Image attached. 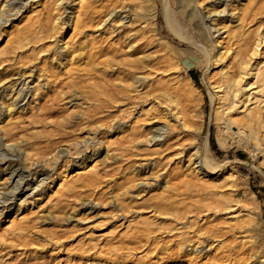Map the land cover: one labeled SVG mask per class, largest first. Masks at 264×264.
<instances>
[{
    "label": "rangeland",
    "instance_id": "1",
    "mask_svg": "<svg viewBox=\"0 0 264 264\" xmlns=\"http://www.w3.org/2000/svg\"><path fill=\"white\" fill-rule=\"evenodd\" d=\"M147 1L0 0V264H264V0Z\"/></svg>",
    "mask_w": 264,
    "mask_h": 264
},
{
    "label": "bare ground",
    "instance_id": "2",
    "mask_svg": "<svg viewBox=\"0 0 264 264\" xmlns=\"http://www.w3.org/2000/svg\"><path fill=\"white\" fill-rule=\"evenodd\" d=\"M75 2H77V6H79L80 8H81V0H74ZM151 1V0H150ZM150 1H147V3H145L144 5H141L140 7H139V9H140V11L142 10V11H144L143 12V14L141 15V17H148L149 16V18L150 17H152V18H155L156 19V17H155V14H154V11H156L155 10V5L153 4V3H151ZM192 1V0H191ZM146 2V1H145ZM165 2V1H164ZM177 2H180L181 4H182V8H181V10L183 9V12H184V15L186 14L185 12L187 11V8H188V6H190L189 5V3H190V1L188 2L187 0H177ZM193 2H194V0H193ZM141 3V2H140ZM195 3V2H194ZM142 4V3H141ZM249 4V3H248ZM195 5H201V2H200V0H196V3H195ZM247 6V5H246ZM136 9V8H135ZM164 9H165V15H166V20H167V23H168V26H169V28L175 33V34H177L179 37H181L182 39H184V40H186V35H185V33H184V30L182 29V24L180 25L179 23V20H177V19H175V16H174V13L172 12V10L170 9V7L167 5V4H165V6H164ZM80 10V9H79ZM138 10V9H137ZM141 11V12H142ZM210 11V10H209ZM208 11V12H209ZM214 11V10H213ZM240 11V10H239ZM182 12V11H181ZM182 12V13H183ZM212 12V11H211ZM77 13V12H76ZM76 13H75V16L73 17V19L75 20V25H77L76 23H77V19H78V17H79V15L77 14L76 15ZM210 13V12H209ZM212 13H214V12H212ZM215 13H216V11H215ZM4 15V12H0V19H1V16H3ZM183 15V16H184ZM80 18V17H79ZM116 18V17H115ZM148 18V19H149ZM114 19V18H113ZM120 19V18H119ZM80 20V19H79ZM150 20V19H149ZM120 21V20H119ZM116 22V21H115ZM118 22V21H117ZM116 22V23H117ZM143 23V22H142ZM184 27V26H183ZM217 28V27H216ZM56 30V29H55ZM208 30H211V28L210 29H208V26H207V32L208 33H210ZM213 30V29H212ZM256 32V31H255ZM259 32V31H258ZM211 34V33H210ZM210 34L208 35V37L210 36ZM232 34V33H231ZM252 34H255V33H251L250 34V38H251V35ZM233 35V34H232ZM234 36V35H233ZM262 36V35H261ZM229 37V36H228ZM240 37V36H239ZM252 37H254V38H256L255 36H253L252 35ZM227 39V38H226ZM225 39V40H226ZM229 39V38H228ZM228 39H227V41H228ZM230 39H231V37H230ZM65 40V39H64ZM208 40V39H207ZM232 40V39H231ZM230 40V41H231ZM240 40H242V39H240ZM243 40H245V38L243 39ZM254 40V39H253ZM252 40V41H253ZM262 40L264 41V36H263V38H256L255 40H254V42H253V45H251L252 46V48L250 49V55H251V57H255V55L256 54H258V51H259V48H260V46H261V44H262ZM21 41H22V39H21ZM249 42V41H248ZM225 43V42H224ZM251 43V42H250ZM164 44H165V42H164ZM226 44V43H225ZM244 44V43H243ZM246 44H248L247 43V41H246V43H245V45ZM132 45V44H131ZM214 45V44H213ZM241 45V44H240ZM244 45V46H245ZM210 46V45H209ZM225 46V45H224ZM250 46V47H251ZM212 48H214L215 49V47H213V46H211ZM230 48V47H229ZM238 48H240L241 49V47L239 46ZM237 48V49H238ZM239 49V50H240ZM245 49H247V48H245ZM137 50V49H136ZM173 50V49H172ZM239 50L237 51L238 53H239ZM175 51V50H174ZM174 51H173V53H174ZM213 51V50H212ZM215 51V50H214ZM225 51V50H224ZM217 53V52H216ZM229 52H227V54H228ZM233 53H234V51H233ZM260 53V52H259ZM218 54H220V56H222L221 55V53H218ZM218 54H217V56H218ZM232 54V53H231ZM231 54H229V55H231ZM2 55V54H1ZM229 55H228V57H229ZM233 55V54H232ZM235 55V54H234ZM262 55V54H261ZM145 57V56H144ZM143 58V57H142ZM141 58V59H142ZM221 58V57H220ZM219 58V59H220ZM225 58H226V56H225ZM258 58V57H257ZM256 58V59H257ZM222 59H223V57H222ZM248 59V58H247ZM251 59V58H250ZM221 60V59H220ZM223 60H225V59H223ZM222 60V61H223ZM249 60V59H248ZM252 60H253V58H252ZM256 61H258V60H256ZM262 61H264V59L262 60ZM251 62V61H250ZM231 63V62H230ZM261 63H263V62H261ZM232 65V64H231ZM252 65V64H251ZM233 66V65H232ZM247 66H248V62L246 61V59L245 60H241V62H240V64H239V73L237 74V75H229V74H224L223 73V77H222V79L220 80L221 81V85H219L218 86V99L219 100H226V98H227V95H225L224 94V91H223V89H222V87L223 86H226L227 88H230V90H232V95H233V97L232 98H234V102H233V104H235V102L237 101V99L238 98H240L239 96H240V94H241V92L242 91H248V93L250 94V95H254L255 94V96H257L256 94H258V92H260L261 93V90H260V87H262V86H260L259 87V90H255V89H257L258 87H256L255 88V84H256V82L258 81V82H260L261 83V79L260 78H262V76H261V71H260V69L257 67V68H255L254 70H255V73H253V75H252V72H250L251 73V75L253 76V79H256V82L255 83H248V84H246V86L243 88V85H242V80L244 79V77L246 78V75H247V73L248 72H246V68H247ZM250 66V65H249ZM251 67V66H250ZM249 67V68H250ZM224 68H225V66H224ZM252 68H254V67H252ZM264 69V68H263ZM224 70V69H223ZM229 70H230V68H229ZM229 70H227L228 72H229ZM235 70V69H234ZM252 70V69H251ZM263 71V70H262ZM221 72V71H220ZM219 72V73H220ZM227 72V73H228ZM230 73V72H229ZM220 75V74H219ZM136 76V75H135ZM250 76V75H249ZM132 78V77H131ZM134 78V77H133ZM139 79V78H138ZM137 79V80H138ZM191 78H189V80H190ZM218 79V78H217ZM263 79V78H262ZM247 80V79H246ZM218 81V80H217ZM263 81V80H262ZM244 82H245V80H244ZM252 82V81H251ZM264 82V81H263ZM214 84V83H213ZM262 84V83H261ZM259 85V84H258ZM258 85H256V86H258ZM263 85H264V83H263ZM212 86V85H211ZM253 89L255 90V91H253ZM254 92V93H251V92ZM223 93V94H222ZM243 93V92H242ZM264 93V92H263ZM228 94V93H227ZM245 93H243V94H241V95H243V96H245L244 95ZM169 97V96H168ZM249 97V96H248ZM252 97V96H251ZM231 98V97H230ZM244 98V97H243ZM242 98V99H243ZM247 97H245V99H246ZM255 98V102H254V105H253V107H251V108H249V107H244V109L242 110V112H243V116L246 118V121H241V120H243L244 118H242V117H239V118H241V120L239 121V119H238V117H235V116H233L232 114H231V116L229 117L228 116V118H227V122H224L227 126L226 127H228V130L229 129H231L232 130V127H235L236 129H237V131H241L242 129H249V132H250V136H252V138H253V140L255 141L256 140V133H255V131L253 130V126H252V121H259L260 120V118H261V112L260 111H262L261 109H260V105L262 106V104L261 103H263L264 101L262 100L261 101V99L262 98H258V97H254ZM169 99H170V97H169ZM172 99H173V97H172ZM171 99V100H172ZM249 99V98H248ZM260 99V100H259ZM175 100V99H174ZM173 100V101H174ZM251 100V99H250ZM248 101V100H247ZM246 101V102H247ZM174 102H176V101H174ZM243 102V101H242ZM242 102H241V104H242ZM246 102H243V104H244V106L246 105ZM252 102V103H253ZM171 104L173 103V102H170ZM176 104V103H175ZM178 104V103H177ZM219 104V103H218ZM223 104H221V106H222ZM225 105V104H224ZM239 105V104H238ZM238 105L236 104V107H238ZM179 106V105H178ZM222 107H224V106H222ZM233 107V106H232ZM239 108V107H238ZM237 108V109H238ZM262 108V107H261ZM220 109H222V108H220ZM231 109V108H230ZM230 109H228L229 111H230ZM227 111V110H226ZM232 111V110H231ZM179 112V111H178ZM221 112H222V110H221ZM221 112L219 111V107H216V109H215V116H216V118H220L221 120H222V118L224 117H220L221 116ZM225 112V111H224ZM236 112V111H235ZM241 112V113H242ZM227 113H231V112H227ZM226 112H225V114H227ZM177 114V113H176ZM264 114V113H263ZM180 115H181V113H180ZM224 115V114H223ZM235 115V114H234ZM241 115V114H240ZM178 116V115H177ZM237 116V115H236ZM245 120V119H244ZM261 121V120H260ZM222 122V121H221ZM223 123V122H222ZM225 124H223V125H225ZM255 124V123H254ZM257 124V123H256ZM261 125V124H260ZM256 127H258V126H256ZM2 129V128H1ZM230 130V131H231ZM235 133V132H234ZM236 134V133H235ZM238 134V133H237ZM257 135H258V133H257ZM218 140H222V139H218ZM257 141V140H256ZM219 142H221V141H219ZM258 143V142H257ZM206 147H205V152L206 153H208L209 152V141H208V138H206ZM220 144V143H219ZM224 144H225V142H224ZM221 147V146H220ZM20 149V148H19ZM14 150V149H13ZM196 151H197V153L199 152V149L197 148L196 149ZM1 161H3L4 160V157L3 158H1L0 159ZM205 164L208 166V167H210L211 168V162H210V160H208V158H206L205 157ZM212 169V168H211ZM63 172V171H62ZM76 174H74L75 176H76V178L78 177H80L81 175H83V174H86L85 172H88V170L86 171V170H84V167H79V168H77L76 169ZM225 172V171H224ZM14 173V172H13ZM61 173V172H60ZM4 174V173H3ZM62 174V173H61ZM61 174H59V175H61ZM236 174V173H235ZM5 175V174H4ZM69 175V174H68ZM87 175H89V173L87 174ZM223 175L225 176V177H228V178H232L233 176H234V169H229L228 171L226 170V172L225 173H223ZM6 176V175H5ZM73 176V175H72ZM75 176H73V178L75 177ZM21 177V176H20ZM83 177V176H82ZM66 179H67V177H66V174L65 175H63L62 174V176H61V178H60V181L58 182V188H57V191L56 192H58L59 190H62L63 188H65L66 187ZM19 180H20V178H19ZM17 181V183L15 184L16 185V187H14V189H17L19 186H20V181ZM67 181H68V179H67ZM75 182V181H74ZM207 183V182H206ZM212 183V182H211ZM71 184V183H70ZM72 184H74V183H72ZM213 185V184H212ZM211 185V186H212ZM72 186V185H71ZM75 187V186H74ZM73 187V188H74ZM56 192H54L55 194H56ZM237 217H238V215H237ZM15 219V218H14ZM12 221H13V219H11ZM243 220V219H242ZM236 221H239V217L237 218V220H235V222ZM242 223L244 222L245 223V221H241ZM14 223V222H13ZM12 223V225H14ZM236 223H238V222H236ZM11 224V223H10ZM236 225V224H235ZM239 226V225H238ZM241 226V225H240ZM19 229V228H18ZM96 262H97V260H96ZM103 262H104V260H103ZM90 264V263H89ZM92 264V263H91ZM104 264V263H103ZM108 264H109V262H108ZM112 264V263H111Z\"/></svg>",
    "mask_w": 264,
    "mask_h": 264
},
{
    "label": "trees",
    "instance_id": "3",
    "mask_svg": "<svg viewBox=\"0 0 264 264\" xmlns=\"http://www.w3.org/2000/svg\"><path fill=\"white\" fill-rule=\"evenodd\" d=\"M192 77H193V76H192ZM193 79H194V80H196V78H195V77H194Z\"/></svg>",
    "mask_w": 264,
    "mask_h": 264
}]
</instances>
